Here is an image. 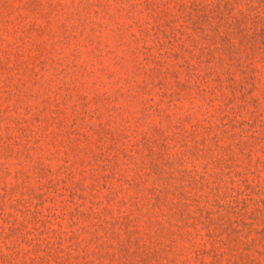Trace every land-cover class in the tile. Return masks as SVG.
I'll return each mask as SVG.
<instances>
[{
    "label": "rangeland",
    "instance_id": "1",
    "mask_svg": "<svg viewBox=\"0 0 264 264\" xmlns=\"http://www.w3.org/2000/svg\"><path fill=\"white\" fill-rule=\"evenodd\" d=\"M0 264H264V0H0Z\"/></svg>",
    "mask_w": 264,
    "mask_h": 264
}]
</instances>
